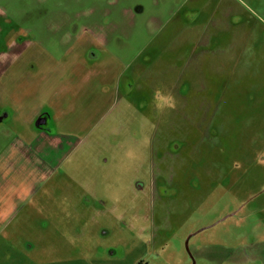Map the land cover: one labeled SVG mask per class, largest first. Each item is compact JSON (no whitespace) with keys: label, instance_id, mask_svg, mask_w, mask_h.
<instances>
[{"label":"rangeland","instance_id":"1","mask_svg":"<svg viewBox=\"0 0 264 264\" xmlns=\"http://www.w3.org/2000/svg\"><path fill=\"white\" fill-rule=\"evenodd\" d=\"M0 264H264V0H0Z\"/></svg>","mask_w":264,"mask_h":264},{"label":"crops","instance_id":"2","mask_svg":"<svg viewBox=\"0 0 264 264\" xmlns=\"http://www.w3.org/2000/svg\"><path fill=\"white\" fill-rule=\"evenodd\" d=\"M41 115H44V117H46V121L40 123L39 127H37L36 126V121H37L38 117L41 116ZM39 116L37 117V119L35 118L36 120L33 121L35 128L40 131L39 133H37V137L38 136H40V137L42 136V137H45V139H49L50 138V139H55L56 140L57 136L54 135L55 131H52V123L49 120L48 112L47 111H42V113H40ZM43 124L44 125L47 124L48 127L45 128ZM67 137L69 138V136H67ZM67 137H65V138L63 137V138L65 140H67Z\"/></svg>","mask_w":264,"mask_h":264},{"label":"flooded vegetation","instance_id":"3","mask_svg":"<svg viewBox=\"0 0 264 264\" xmlns=\"http://www.w3.org/2000/svg\"><path fill=\"white\" fill-rule=\"evenodd\" d=\"M20 54H21V51H20V53H19L18 55H20ZM9 71H10V68H7V69H5V70L2 72L1 75H2V77H3V80H4V78H5V75H8ZM43 125H44V124H43ZM44 127H45V128L48 127L47 124H45Z\"/></svg>","mask_w":264,"mask_h":264},{"label":"water","instance_id":"4","mask_svg":"<svg viewBox=\"0 0 264 264\" xmlns=\"http://www.w3.org/2000/svg\"><path fill=\"white\" fill-rule=\"evenodd\" d=\"M46 118H44V115H41L38 117L37 121H36V126L39 127L40 123H42V120H44Z\"/></svg>","mask_w":264,"mask_h":264}]
</instances>
